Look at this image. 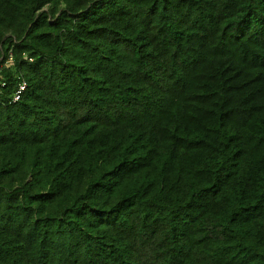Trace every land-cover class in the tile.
I'll use <instances>...</instances> for the list:
<instances>
[{
	"label": "trees",
	"instance_id": "16d2710c",
	"mask_svg": "<svg viewBox=\"0 0 264 264\" xmlns=\"http://www.w3.org/2000/svg\"><path fill=\"white\" fill-rule=\"evenodd\" d=\"M0 264H264V0H0Z\"/></svg>",
	"mask_w": 264,
	"mask_h": 264
},
{
	"label": "built area",
	"instance_id": "2783aa9c",
	"mask_svg": "<svg viewBox=\"0 0 264 264\" xmlns=\"http://www.w3.org/2000/svg\"><path fill=\"white\" fill-rule=\"evenodd\" d=\"M11 59V57H10ZM24 85H21L18 92L14 95V99H17L19 97V92L23 89Z\"/></svg>",
	"mask_w": 264,
	"mask_h": 264
}]
</instances>
